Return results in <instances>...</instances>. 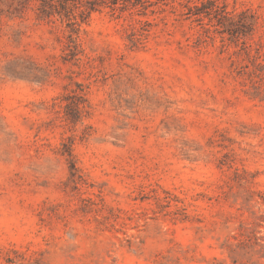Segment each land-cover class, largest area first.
I'll return each instance as SVG.
<instances>
[{"label": "rangeland", "instance_id": "obj_1", "mask_svg": "<svg viewBox=\"0 0 264 264\" xmlns=\"http://www.w3.org/2000/svg\"><path fill=\"white\" fill-rule=\"evenodd\" d=\"M262 213L264 0L0 12V264H264Z\"/></svg>", "mask_w": 264, "mask_h": 264}, {"label": "trees", "instance_id": "obj_2", "mask_svg": "<svg viewBox=\"0 0 264 264\" xmlns=\"http://www.w3.org/2000/svg\"><path fill=\"white\" fill-rule=\"evenodd\" d=\"M127 0H0V12L12 17H22L29 9H34L37 17L45 21L57 19L65 23L72 31L79 30L90 15L102 4L118 5ZM226 17L230 19L229 13ZM264 213L260 214L254 229L248 234L241 245L245 250L251 249L264 258Z\"/></svg>", "mask_w": 264, "mask_h": 264}]
</instances>
